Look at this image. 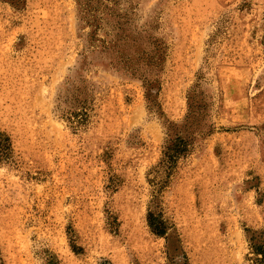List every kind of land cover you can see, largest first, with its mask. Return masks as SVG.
Listing matches in <instances>:
<instances>
[{"label":"rangeland","instance_id":"rangeland-1","mask_svg":"<svg viewBox=\"0 0 264 264\" xmlns=\"http://www.w3.org/2000/svg\"><path fill=\"white\" fill-rule=\"evenodd\" d=\"M0 138V264H253L264 0L0 1Z\"/></svg>","mask_w":264,"mask_h":264},{"label":"trees","instance_id":"trees-1","mask_svg":"<svg viewBox=\"0 0 264 264\" xmlns=\"http://www.w3.org/2000/svg\"><path fill=\"white\" fill-rule=\"evenodd\" d=\"M0 1H7L14 5H19L22 0H0ZM192 104L195 108V113H198V110L200 107H198V104L193 100ZM192 105V106H193ZM193 108V109H194ZM193 111H190V114L186 118V121L184 123V126H187V122L189 117H191ZM173 128V127H172ZM173 131V129H170V133ZM171 144L166 147V152L164 153V162L166 163L167 168H172L176 159L184 155L187 150V143L181 139H178V137L174 138L173 142H170ZM10 144L8 138H0V159L2 158H8L10 155ZM147 224L150 230L158 236H163L166 231V224L161 218L160 214L158 213H152L149 212L147 215ZM263 233L262 232H255L252 233L250 236V252L252 254V261L253 264H264V242H263Z\"/></svg>","mask_w":264,"mask_h":264}]
</instances>
